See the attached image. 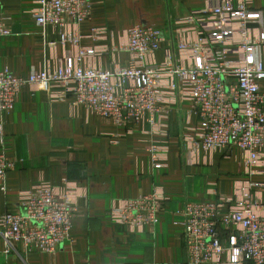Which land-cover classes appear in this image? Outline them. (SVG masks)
Instances as JSON below:
<instances>
[{
	"label": "crops",
	"instance_id": "1",
	"mask_svg": "<svg viewBox=\"0 0 264 264\" xmlns=\"http://www.w3.org/2000/svg\"><path fill=\"white\" fill-rule=\"evenodd\" d=\"M39 1L0 0L10 31L0 37V71L25 77L43 69L53 71L77 49L92 46L107 51L91 58V65L103 69L125 65L131 58L129 51L113 47L134 25L152 26L163 33L157 62L167 54L179 60L175 21L216 0H91L87 19L78 23L67 19L68 30L78 37L76 43H61L57 27L38 23ZM252 7L261 11L255 26L264 30V0H253ZM154 119L158 131L152 130L149 120L118 125L74 105L72 94L52 100L37 86H25L14 108L0 114V154L18 161L8 171L7 189L0 187V216L24 213L21 194L42 181L56 189L68 186L75 214L71 238L52 253L22 244L6 253L0 235V264H187L182 240L187 202L241 199L249 192L258 203V213L264 215V163L246 165L236 146L184 152V138L200 124L190 100L172 98L161 104ZM154 143L167 148L162 167L153 165ZM154 191L165 197L154 227L132 232L112 221L110 211L119 200ZM220 234L230 247L238 231L221 226ZM228 257L223 255L224 260Z\"/></svg>",
	"mask_w": 264,
	"mask_h": 264
},
{
	"label": "built area",
	"instance_id": "2",
	"mask_svg": "<svg viewBox=\"0 0 264 264\" xmlns=\"http://www.w3.org/2000/svg\"><path fill=\"white\" fill-rule=\"evenodd\" d=\"M252 3L216 0L175 21L179 60L167 54L164 61L157 62L163 33L152 26L134 25L113 47L129 51L131 58L125 65L116 64L112 69L91 65V58L107 51L103 46H92L77 49L53 71L43 69L28 77L0 71V114L10 112L22 89L30 85L46 91L52 100L72 94L74 105L118 125L149 120L152 130L158 131L154 115L161 104L179 97L192 101L200 118L194 134L184 138V152L236 146L246 165L264 163V57H260L261 51L264 56V30L255 26L262 14ZM38 4V23L44 28L57 27L61 43H76L78 37L68 30L67 19L75 23L87 19L91 0H40ZM6 20L0 12V37L10 35ZM151 150L153 165L162 167L167 148L154 143ZM17 162L0 154V187L4 191L8 171ZM71 193L68 186L56 189L45 181L22 193L24 213L0 216L5 252L11 253L22 244L52 253L69 240L75 214ZM164 200L158 191L122 199L110 216L115 224L132 232L154 227ZM257 207L249 192L241 199L187 202L182 212L187 264H264V215ZM221 226L238 231L230 247L222 242ZM225 254L227 260L223 259Z\"/></svg>",
	"mask_w": 264,
	"mask_h": 264
}]
</instances>
